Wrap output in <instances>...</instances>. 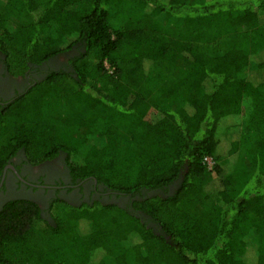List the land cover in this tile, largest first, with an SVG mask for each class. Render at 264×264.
<instances>
[{
  "label": "trees",
  "instance_id": "obj_1",
  "mask_svg": "<svg viewBox=\"0 0 264 264\" xmlns=\"http://www.w3.org/2000/svg\"><path fill=\"white\" fill-rule=\"evenodd\" d=\"M65 54L0 106V177L62 153L129 204L12 200L0 264H264V0H0L8 74Z\"/></svg>",
  "mask_w": 264,
  "mask_h": 264
},
{
  "label": "flooded vegetation",
  "instance_id": "obj_2",
  "mask_svg": "<svg viewBox=\"0 0 264 264\" xmlns=\"http://www.w3.org/2000/svg\"><path fill=\"white\" fill-rule=\"evenodd\" d=\"M70 56L71 54H65L42 66L34 67V75L27 73L23 77H13L3 67L0 68V106L23 94L48 71L66 70ZM20 199L39 204L42 217L50 222V206L57 199L75 206L93 205L96 201L129 204L128 197L110 191L96 179L74 178L67 157L62 153L52 160L33 164L24 152H19L9 161L0 177V211L8 202Z\"/></svg>",
  "mask_w": 264,
  "mask_h": 264
},
{
  "label": "rangeland",
  "instance_id": "obj_3",
  "mask_svg": "<svg viewBox=\"0 0 264 264\" xmlns=\"http://www.w3.org/2000/svg\"><path fill=\"white\" fill-rule=\"evenodd\" d=\"M67 63H68V61H67ZM0 68H2V66H1ZM251 78H252V77H251ZM253 78H254V77H253ZM236 137H237V135H235V136L233 137V139L236 138ZM208 162H209L210 164H212V163H211V159H209ZM82 224H85V223H82Z\"/></svg>",
  "mask_w": 264,
  "mask_h": 264
}]
</instances>
